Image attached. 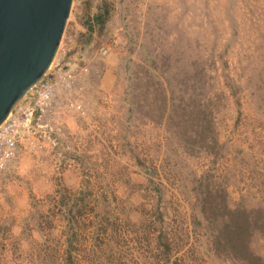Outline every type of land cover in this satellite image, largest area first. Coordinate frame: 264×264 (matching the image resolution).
Wrapping results in <instances>:
<instances>
[{
    "label": "rangeland",
    "instance_id": "obj_1",
    "mask_svg": "<svg viewBox=\"0 0 264 264\" xmlns=\"http://www.w3.org/2000/svg\"><path fill=\"white\" fill-rule=\"evenodd\" d=\"M45 71L0 264H264V0H72Z\"/></svg>",
    "mask_w": 264,
    "mask_h": 264
},
{
    "label": "water",
    "instance_id": "obj_2",
    "mask_svg": "<svg viewBox=\"0 0 264 264\" xmlns=\"http://www.w3.org/2000/svg\"><path fill=\"white\" fill-rule=\"evenodd\" d=\"M72 0H0V123L47 69Z\"/></svg>",
    "mask_w": 264,
    "mask_h": 264
},
{
    "label": "built area",
    "instance_id": "obj_3",
    "mask_svg": "<svg viewBox=\"0 0 264 264\" xmlns=\"http://www.w3.org/2000/svg\"><path fill=\"white\" fill-rule=\"evenodd\" d=\"M99 50L104 52V47H100ZM79 69L85 70L86 68L80 67ZM70 78V72L60 75V79L64 83ZM56 86V80H51V77L47 75V71H44L39 79L28 88V92L26 91V103L24 105H17L14 110L11 108L6 117L1 121L0 171L4 170L15 157L22 135L28 131L29 127L33 126L32 119L34 116L32 107L36 105L38 115L45 111L46 108H49V102ZM68 105L74 110L82 111L80 102L69 100Z\"/></svg>",
    "mask_w": 264,
    "mask_h": 264
},
{
    "label": "trees",
    "instance_id": "obj_4",
    "mask_svg": "<svg viewBox=\"0 0 264 264\" xmlns=\"http://www.w3.org/2000/svg\"><path fill=\"white\" fill-rule=\"evenodd\" d=\"M95 19L100 21L102 20V13L95 14ZM243 249V253L245 252V259L247 260L248 264H259V258L251 254L249 251H247V248L245 245H242L241 247ZM66 264H71L70 257L67 255V262Z\"/></svg>",
    "mask_w": 264,
    "mask_h": 264
}]
</instances>
